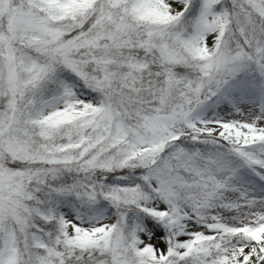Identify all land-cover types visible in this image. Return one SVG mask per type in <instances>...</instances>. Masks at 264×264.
Segmentation results:
<instances>
[{
    "label": "snow or ice",
    "instance_id": "obj_1",
    "mask_svg": "<svg viewBox=\"0 0 264 264\" xmlns=\"http://www.w3.org/2000/svg\"><path fill=\"white\" fill-rule=\"evenodd\" d=\"M0 264H264V0H0Z\"/></svg>",
    "mask_w": 264,
    "mask_h": 264
}]
</instances>
